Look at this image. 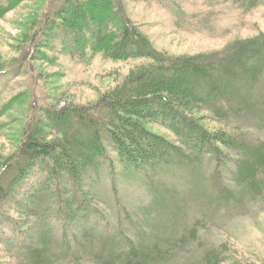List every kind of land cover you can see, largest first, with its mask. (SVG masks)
Instances as JSON below:
<instances>
[{"label":"rangeland","instance_id":"obj_1","mask_svg":"<svg viewBox=\"0 0 264 264\" xmlns=\"http://www.w3.org/2000/svg\"><path fill=\"white\" fill-rule=\"evenodd\" d=\"M56 3L22 0L0 15V169L17 150L25 129L45 109L93 104L132 69L150 61L112 60L89 50L82 56L74 53L70 37L50 27ZM123 4L135 28L163 55L219 59L230 54L234 64L224 66L234 73L223 103L232 110L220 120L228 130L240 128L235 140L249 146L264 142V70L257 77L248 73L256 62L249 59L258 50L254 43L264 40V0H123ZM228 47L231 53L222 52ZM243 47L253 50L248 60L237 56ZM255 56L263 57L264 51ZM209 124L224 128L219 121ZM147 128L179 143L160 124L149 123ZM109 142L104 139L113 174L104 159L100 170H91L85 180L97 212L89 225L72 223L63 232L54 216L38 222L40 229L33 238L46 248L44 264H105L108 257H124L131 249L153 248L159 257L147 264H264V173L251 184L245 182L236 165L239 148L226 149L227 161L221 168L206 157L196 164H154L143 171L123 170L113 148L107 147ZM15 189L10 203L0 207V264H22L21 251L14 245L28 241L24 232L35 222L34 217L14 212L19 193L33 189L30 177ZM38 202V211L50 208L46 198Z\"/></svg>","mask_w":264,"mask_h":264},{"label":"trees","instance_id":"obj_2","mask_svg":"<svg viewBox=\"0 0 264 264\" xmlns=\"http://www.w3.org/2000/svg\"><path fill=\"white\" fill-rule=\"evenodd\" d=\"M21 1L5 0L0 4V15ZM51 14L54 22L50 27L59 28L70 37L73 52L79 56L89 50L102 52L112 60L146 57L150 61L132 69L93 104L45 109L25 129L17 150L3 162L1 208L10 203L25 176L30 177L33 187L30 193H19L15 202L18 206L14 212L35 219L24 232L28 241L18 240L14 245L21 251L22 264H44L42 254L46 248L33 235L40 229L38 222L46 221L47 215L56 217L66 232L72 223L87 227L97 214L85 180L91 170H100L104 159L113 171L112 160L105 157V138L123 170L147 171L154 164L183 161L190 165L206 157L221 168L227 161L226 149L236 147L237 169L245 182L251 184L264 173V142L249 146L237 141L240 128L228 130V125L220 120L232 110L223 103L228 97L227 83L234 73L224 66L234 64V59L229 60L230 54L218 59L205 55L170 57L157 52L126 15L123 0H57ZM254 44L257 51H264L263 38ZM230 49L222 52L231 53ZM243 50L237 56L245 59L253 51L248 52L246 47ZM257 51L249 58L256 60L248 72L255 77L264 70V56H255ZM240 58L238 63L242 62ZM217 121L224 128L208 127ZM149 123L167 128L179 143L153 133L147 128ZM42 198H46L50 208L38 211L35 205ZM155 250L131 249L124 257H108L105 264H147L159 257V250Z\"/></svg>","mask_w":264,"mask_h":264}]
</instances>
